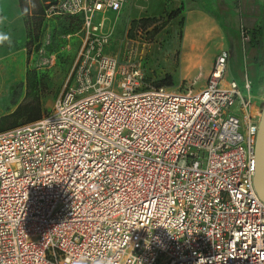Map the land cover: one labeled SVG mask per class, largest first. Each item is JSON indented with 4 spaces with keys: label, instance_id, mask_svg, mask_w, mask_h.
I'll return each instance as SVG.
<instances>
[{
    "label": "built area",
    "instance_id": "obj_1",
    "mask_svg": "<svg viewBox=\"0 0 264 264\" xmlns=\"http://www.w3.org/2000/svg\"><path fill=\"white\" fill-rule=\"evenodd\" d=\"M124 2L44 7L79 16L83 44L52 107L0 132V264H264L250 82L222 49L197 91L146 84L104 51Z\"/></svg>",
    "mask_w": 264,
    "mask_h": 264
},
{
    "label": "rangeland",
    "instance_id": "obj_2",
    "mask_svg": "<svg viewBox=\"0 0 264 264\" xmlns=\"http://www.w3.org/2000/svg\"><path fill=\"white\" fill-rule=\"evenodd\" d=\"M142 2L149 5L153 11L161 10L163 5L162 0H143ZM189 7L190 5H185L186 13ZM217 7L218 9L223 8L228 11L227 15H222L221 19L219 13L216 12L217 17L214 19L216 26L223 31L222 36H230V42L227 43V45L223 44L221 47L226 49L228 58H230V51L232 50L233 53V47L239 44L240 56L243 58V55H245L244 51L247 47H253L255 43H258L261 33L264 34V29L259 25L247 27L244 22L241 21V18L236 23L233 15H230V11L240 10L239 0H217ZM16 12L15 0H0V13L9 17ZM181 15L170 20L157 34L151 35L148 30L130 29V21L132 19L123 17L120 12H111L109 18L104 22L103 30L107 33V42L104 46V51L117 55L121 62L130 57L144 61L146 84L156 85L155 83L166 73L171 74L174 80L173 77L176 76L177 78V74L180 72L178 65L180 50L178 47L182 41L185 26V18L183 23L179 22ZM182 16L184 17V15ZM186 18L189 21L191 20L189 12L186 14ZM66 23L67 22L63 19L51 21L43 20L41 34L38 35L35 40H32L30 44L27 68L40 71L46 82L47 90L42 99L45 111L52 107L55 98L60 94L64 85H69L72 82L76 59L83 44V33L81 32L80 26L76 25L69 32H63L62 26H66ZM12 27L14 30L13 39L16 41L18 39V35L16 34H21L22 31L18 32L16 24H13L11 28ZM190 28L188 30H190ZM19 39H21L19 40V42H21L22 37ZM188 43L190 46L189 37ZM3 49L4 47L2 43H0V51ZM190 52H192L191 48ZM235 53L237 54L235 57L239 56L236 51ZM232 55L234 57V53ZM181 60L185 61L183 55ZM226 72L227 74L229 72L228 60ZM233 72L238 79V76L241 74L240 69L236 68ZM202 74L203 70L195 71L194 78L181 80L177 84V81L174 80L175 84L173 83L171 87L180 91H186L188 89L196 91L199 89L198 87L200 84H202L201 87L205 85L206 79L203 80ZM246 79L247 77L245 76L244 80ZM259 79L262 81L264 75H261ZM238 84L243 91L242 81H238ZM17 85L22 86V89L18 90L21 95L24 85L22 82L17 83ZM6 91H9L7 87L0 86V93ZM262 95H264V89L261 91L260 98ZM260 98L255 100V105L258 108H261L262 101H264V99L261 100Z\"/></svg>",
    "mask_w": 264,
    "mask_h": 264
},
{
    "label": "crops",
    "instance_id": "obj_3",
    "mask_svg": "<svg viewBox=\"0 0 264 264\" xmlns=\"http://www.w3.org/2000/svg\"><path fill=\"white\" fill-rule=\"evenodd\" d=\"M142 1L143 0H125L119 12L125 18L137 19L147 16H159L166 11L180 6L183 8L181 14L184 15L185 26L183 38L178 47L180 50L178 57L180 72L177 74V78L176 76L173 78L177 81V84L181 80L194 78L195 71L203 70L202 76L203 80H205L213 65L215 56L223 49L221 46L223 44L227 45V43L230 42V36H222L223 31L221 28L219 29L214 22V19L217 17L215 15L216 12L219 13L221 19L222 15H227L228 11L223 8L218 9L217 0H204L206 2L203 0H162L163 5L159 11H153L149 5L144 4ZM239 1L240 10L230 11V15H233L236 23L241 18V21L244 22L247 27L259 25L264 29V0ZM208 4L211 6L212 10L208 8ZM185 5H190L187 10L191 16L190 21L186 18L188 12L186 13L185 11ZM15 8L17 12L12 16L7 17L0 13V35L9 37V40L2 43L4 49L0 51V86H5L9 89V91L0 93V116L10 112L14 108L9 102L10 88L20 82L24 84V77L28 66L27 48L25 45L26 30L17 0H15ZM13 24H16L18 32L22 31L21 34H16L18 35L16 41L13 39V27L11 28ZM192 24L193 26L191 27ZM196 24H201L203 27L202 30H198L199 39L197 40L196 50L190 52L191 44L189 46L188 37L190 40V33ZM189 28L190 30H188ZM20 37H22L21 42H19V40H21L19 39ZM233 49L234 57L231 50V56L228 58L229 72L227 76L234 79L237 83L238 81H242V84L246 76V80L250 82V94L255 103V100L260 98L262 89H264V79H262V81L259 79L261 75H264V34L261 33L258 43H255L253 47H247L244 51L245 55H243V58L240 56L239 44L233 47ZM235 51L239 56L235 57V55H237ZM182 55L185 61L181 60ZM236 68L241 71L238 79L233 74ZM201 86L202 84H200L198 88L200 89ZM260 99H264V95H262ZM6 106L9 107L8 110L5 108Z\"/></svg>",
    "mask_w": 264,
    "mask_h": 264
},
{
    "label": "trees",
    "instance_id": "obj_4",
    "mask_svg": "<svg viewBox=\"0 0 264 264\" xmlns=\"http://www.w3.org/2000/svg\"><path fill=\"white\" fill-rule=\"evenodd\" d=\"M20 12L23 16V21L26 27V48L27 57L30 53V44L32 40H35L38 35L41 34V27L43 23V10L47 2L51 0H17ZM208 8L212 10L208 4ZM182 7H177L166 11L159 16H147L132 19L130 21V29H140L142 31L148 30L151 35L157 34L170 20L177 18L181 15ZM215 13V12H214ZM216 15V13H215ZM67 22L66 26H62L63 32H69L76 25L80 26L79 16L66 15L60 19ZM184 17L181 15L179 22L183 23ZM156 85L172 86V75L166 73L161 79H159ZM24 89L23 94L20 95L19 89H22L21 85H13L10 88L9 102L14 108L0 116V132L15 127L20 124L35 121L45 113L42 99L46 94L47 85L44 81L43 75L36 69L26 70L24 77ZM21 99L19 100V98ZM7 110L8 106L5 107Z\"/></svg>",
    "mask_w": 264,
    "mask_h": 264
},
{
    "label": "water",
    "instance_id": "obj_5",
    "mask_svg": "<svg viewBox=\"0 0 264 264\" xmlns=\"http://www.w3.org/2000/svg\"><path fill=\"white\" fill-rule=\"evenodd\" d=\"M255 168L253 185L258 197L264 201V101H262L260 117L255 137Z\"/></svg>",
    "mask_w": 264,
    "mask_h": 264
},
{
    "label": "bare ground",
    "instance_id": "obj_6",
    "mask_svg": "<svg viewBox=\"0 0 264 264\" xmlns=\"http://www.w3.org/2000/svg\"><path fill=\"white\" fill-rule=\"evenodd\" d=\"M203 25L201 24H196L193 27V30L190 33V44H191V50L195 51L196 50V46H197V40L199 39V33L198 30L201 29L202 30Z\"/></svg>",
    "mask_w": 264,
    "mask_h": 264
},
{
    "label": "clouds",
    "instance_id": "obj_7",
    "mask_svg": "<svg viewBox=\"0 0 264 264\" xmlns=\"http://www.w3.org/2000/svg\"><path fill=\"white\" fill-rule=\"evenodd\" d=\"M9 40V37L6 35H0V43H3L4 41Z\"/></svg>",
    "mask_w": 264,
    "mask_h": 264
}]
</instances>
